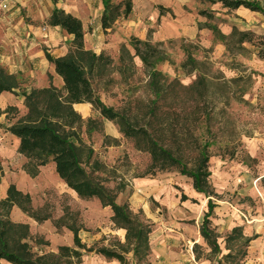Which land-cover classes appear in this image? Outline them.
Returning <instances> with one entry per match:
<instances>
[{
    "label": "rangeland",
    "instance_id": "rangeland-1",
    "mask_svg": "<svg viewBox=\"0 0 264 264\" xmlns=\"http://www.w3.org/2000/svg\"><path fill=\"white\" fill-rule=\"evenodd\" d=\"M122 1L112 0V3ZM258 1L264 4V0ZM132 2L131 16L119 18L111 29L104 31L100 22L105 10L103 0H58L57 5L54 0H0V68L9 73L1 65V60L2 55L9 53L13 46L12 36L7 35L11 32L10 28L25 32V25H34L40 28L43 35L22 34L20 37L23 70L20 74H11L16 79L17 87L13 92H7L13 98L8 108L16 107L17 111L0 115V164L3 168L0 201L7 197L11 185L31 197V202L25 203L29 213L15 206L10 218L14 223L29 226L27 243L34 258L52 256L56 262L65 264L69 259L60 257L61 248L81 250L74 242L75 235H78L86 249L81 250L80 260L70 259L71 262L105 264L101 261L103 255L98 251L102 248L120 251L119 244L126 243V230L116 228L110 206H104L99 198H80L60 179L55 164H51L53 162H49L43 171H40V167L38 175L32 176L29 171L34 170L33 166L19 153L14 135L7 131L8 127L28 113L25 100L33 90L54 89L62 97L66 95L62 80L51 73L49 63H42V60L48 62L46 53L63 58L75 52L73 37L48 23L55 7L76 13L86 33L85 50L97 56L104 54L109 60L89 75L97 95L106 106L120 112L134 127L147 128L161 144L175 151L181 149L189 168L193 167L192 159L197 153L196 140L212 142L209 165L212 185L220 196L219 199L214 198L222 208L219 216L220 213L229 214V217L236 214L247 221V207L254 205L249 192L253 190L255 193L256 187L260 190L264 207V16L259 13L244 16L222 8L220 3L212 5L196 0ZM159 6L165 11L170 10L162 19L159 18ZM202 10L213 12L215 19L208 21L201 17L199 13ZM205 23L228 36V46L208 28H204L206 35L198 34L195 37L193 28ZM235 29L248 34L245 43L240 44L238 33L232 35ZM149 35L153 43H164L161 50L166 61L159 63L157 69L166 76L167 86H170L168 96L158 104L155 115L151 111L155 97L150 90L149 75L143 63L139 58H134L132 65L128 61L125 64L120 61L123 45L134 55L130 39L137 37L147 40ZM31 45L33 49L28 52L38 57L35 59L36 68L32 66L29 70V57L25 50H29ZM186 50L199 63L198 72L189 73L191 65L185 67L188 61ZM56 51L60 53L54 54ZM202 73L213 80V84H208L210 94L207 102L201 100L198 90L193 88ZM89 108V112L75 108L82 122L72 129L79 133L83 142L84 159L91 155L86 170L94 182L117 194L118 204H128L134 215L150 224L153 236L160 224L156 221L160 217L159 205L147 209V191L143 193L140 189L144 188L137 187L135 181L145 177H162L182 193L188 190L192 180L182 176L175 168L164 171L154 168L151 155L141 149L140 144L143 143L139 144V139L125 137L116 122L104 119L92 105ZM249 146L257 148V159L249 156ZM176 178H181V182ZM199 200L200 205L208 201L204 195ZM15 209L16 213H13ZM159 209L164 210L162 207ZM206 212L207 208L204 211L200 209L197 214L202 218ZM165 213L167 217V210ZM262 213L264 211L257 215ZM187 223L193 226L196 220ZM263 225L261 222L258 226ZM224 228L218 240L222 255L228 253L226 238L231 232L226 229L227 223ZM196 231L186 228L182 232L193 239ZM261 232L263 243L256 247L252 243L248 248L239 242L232 243L234 259L222 264H264V229ZM187 244L190 246L191 242ZM183 249L187 256H183L181 264H217L221 258L202 248L196 253L200 260L194 262L190 261L189 247ZM174 259H165L161 255L158 261L161 264L179 262ZM44 261L50 264L49 259Z\"/></svg>",
    "mask_w": 264,
    "mask_h": 264
},
{
    "label": "trees",
    "instance_id": "trees-1",
    "mask_svg": "<svg viewBox=\"0 0 264 264\" xmlns=\"http://www.w3.org/2000/svg\"><path fill=\"white\" fill-rule=\"evenodd\" d=\"M201 3H210L212 5L220 3L222 8L229 11H236L240 8L248 9L252 12L260 13L264 16V4L258 0H196ZM105 5L104 13L101 17V26L104 31L113 27L115 22L121 18H128L133 12L132 0H124L119 4H113L112 0H103ZM58 0H54L57 5ZM160 16L166 12L162 6H159ZM200 16L208 21H213L215 16L209 10L200 11ZM48 23L52 27H59L68 35L73 37L75 52L63 58H55L46 53V59L55 67L56 74L63 80V90L66 95L62 97L61 93L54 89L33 90L26 96V107L28 113L17 123L7 128V131L20 140L19 153L29 160L34 168L29 173L36 176L39 168L46 166L49 162L55 164V170L61 180L82 199L99 198L104 206H110L113 211L112 221L116 228L126 230V243L119 244L120 251L108 248H102L98 252L110 260H117L120 264H147V258L150 254V234L152 227L141 221L131 211L128 204H118L117 194L110 193L104 186L94 182L91 174L87 172L86 166L90 164L91 155L84 159L83 142L78 132L72 129L82 122L81 116L76 112L75 105L90 104L94 109L100 112L104 119L116 122L122 133L127 138L139 139L141 149H144L152 157V166L160 170H169L175 168L182 176L192 180L193 187L199 193L208 198V213L205 215L200 233L212 249V253L220 252L217 244V234L211 227L210 217L215 209L212 199L216 195L210 184L211 173L209 171V162L211 158L210 147L212 142L206 140L200 142L196 140L197 153L194 155L193 167L189 168L186 162L185 154L181 149L177 151L161 144L152 133L145 127H134L131 122L120 112L106 106L97 95L93 83L89 77L95 70L102 66V63H108L104 56L85 50V31L80 19L65 10L55 7ZM208 28L213 30L219 40L228 46V36L219 32L215 26L210 24H199V29ZM240 35L239 42L243 44L247 41L248 34L237 32L235 29L232 35ZM148 36L147 40H141L137 37L130 39V46L134 50V55L126 45L121 47L120 61L125 64L127 61L133 63L134 58H139L143 63L149 75V87L155 99L152 101V114L158 111V104L166 99L169 94L170 86H167L168 79L157 69L159 63L166 61L161 47L163 42L153 43ZM188 61L185 67L191 65L190 72H198V62L191 57L186 50ZM105 68V66H104ZM105 71V69H104ZM15 77L6 70L0 68V95L5 92H13L17 87ZM235 81V80H233ZM213 84L208 75L199 74L197 81L193 85L198 90V97L201 100L207 99L209 93L208 84ZM167 86V87H166ZM17 111L16 107H9L5 112L0 110V115L8 111ZM71 131H70V130ZM92 154V152L90 153ZM3 178V168L0 164V184ZM183 199H186L183 196ZM31 197L20 192L15 185H11L7 191V197L0 201V262L5 260L11 264H45L44 260L49 259L50 264H62L55 260V257L34 258L31 253V247L27 243L30 236L29 226L14 223L11 218L13 207L17 206L25 213H29V208L25 203H30ZM253 238H246L240 228L233 230L228 237L227 243L239 242L247 247ZM75 245L81 249H86L78 235H75ZM81 250L63 247L60 251V257L69 259L65 264H73L70 259L80 260ZM90 251V250H88ZM132 254V259L128 255ZM225 259L234 258L230 253ZM55 260V261H54ZM54 261V262H53ZM220 264V262L218 263Z\"/></svg>",
    "mask_w": 264,
    "mask_h": 264
},
{
    "label": "crops",
    "instance_id": "crops-1",
    "mask_svg": "<svg viewBox=\"0 0 264 264\" xmlns=\"http://www.w3.org/2000/svg\"><path fill=\"white\" fill-rule=\"evenodd\" d=\"M66 12L73 14L75 17L80 18L76 13H74L71 10L65 9ZM235 13L242 14L244 16H249L251 17L253 14H257L256 12H252L248 9L245 8H240L236 11ZM260 14V13H259ZM262 15V14H261ZM131 16V15H130ZM102 17V14H101ZM100 17V18H101ZM159 18L162 19L164 16H160ZM101 22V20H100ZM202 23V22H200ZM18 27V26H17ZM58 28V27H54ZM194 36L197 37L198 34H205L204 29H199L195 27L193 28ZM11 31L8 35V37H11V43H13V46L11 47L9 53L6 55H2V60H1V65L6 67L9 71L10 74L17 75L20 74V72L23 70V57H22V51L21 48L19 47V42H20V37L22 34L25 36L28 35L30 36L33 34L35 37L37 36H43L40 32V28L34 26V25H25V32L20 31H15L14 29H9ZM6 35V37H7ZM207 37V36H206ZM34 39H31L33 41ZM38 40V39H37ZM32 44V43H31ZM34 45V44H32ZM32 45L30 46L29 50L27 51V56L28 58V66L29 70L32 66H35L36 68V57L35 54L28 52L32 48ZM60 53V51L54 52V54ZM40 55V53L38 54ZM42 63H46L48 65L49 61L47 62L46 60H42ZM50 71L51 73H55V67L53 64L49 63ZM27 68V67H26ZM32 72V71H31ZM30 72V73H31ZM57 75V74H56ZM58 76V75H57ZM59 77V76H58ZM61 80L62 78L59 77ZM63 82V80H62ZM12 96L10 93H3L0 95V108L2 110H6L8 106L12 105ZM90 104H78L75 105L76 109L83 110L86 112H89ZM16 143L19 147L20 145V140L16 138ZM248 153L251 159L255 160L258 158V150L257 148L253 146H249L248 148ZM212 157V156H211ZM211 159V158H210ZM223 163V162H221ZM54 164V163H51ZM210 164V162H209ZM242 165V164H241ZM229 167H231L229 165ZM45 166L40 168V171H43ZM209 171H210V165H209ZM211 176H210V184L212 185L211 182V177H212V172L210 171ZM181 178H176V181L181 182ZM135 185L137 187H143L144 189L142 190L143 193H146L147 191V199L148 201H145V207L147 209H150L152 205H159L158 207V214L160 217L156 219V221H159L160 224L158 225L157 231L153 233L154 235L152 236L150 234L149 240H150V254L147 258V264H161V261H158L160 259V256L163 255L165 259H170V258H175V261L179 262H173L171 264H181L185 250L183 249L184 247H189L188 252H190V261L196 262L197 260H200L199 256H196V253L203 248L205 252H209L210 254L217 256H221L220 260L217 262V264L220 262L222 264L223 261H228V260H233L234 258L231 259H225L224 257L230 253L233 254V248H231L232 243H227L228 237L232 234L233 230L236 228H240L242 230V234L246 238H253L252 241L249 243L247 248L250 246L252 243L253 246H257L258 244L263 243V237H261V230L264 229L263 226H258L262 223H264V213L257 215L258 212L264 211V207L262 206L261 202L262 200L260 199L262 195L260 194V190L256 187L254 190L256 191L255 193L252 191L249 192V195L253 198L254 205L247 207L248 211V220L245 221L240 215L234 214L233 216H228L225 215L224 213H220L221 216H219V211L222 209L219 207L217 204V201L214 200V198L219 199V195L217 194L216 190L214 189L213 185L212 188L215 192L216 195L212 196V199L215 204V209L209 218L211 221V227L217 234V244L219 245L220 252L217 254L212 253V249L208 245V243L205 241V239L202 237L200 233V228L203 224V220L205 215L208 213V201L206 203L202 202V204H198L199 197L204 195L202 193H199L195 190L193 187V183L188 186V190L186 192H179L177 188H175L173 185L168 184L165 179L162 177H145L143 179H138L135 181ZM183 196L186 197V199H183ZM205 196V195H204ZM206 197V196H205ZM207 198V197H206ZM208 199V198H207ZM143 200H145L143 198ZM162 207L164 210L161 211L159 208ZM198 207V208H195ZM207 208V212L204 214V216L201 218L197 213L200 209H203V211ZM167 210V217L165 211ZM216 210V212H215ZM257 210V211H256ZM13 213H16V209L13 210ZM152 218L155 219L154 215H151ZM190 220H196V225H189L187 222ZM215 222L216 227L213 226V222ZM20 222V221H18ZM247 222V223H246ZM228 224L227 231H231L230 234L226 238V250L228 251L227 254L222 255V249L221 246L218 242L220 236L219 233H222V230L224 231V224ZM32 225V224H31ZM230 225V226H229ZM194 229L196 231V235L193 236V239H190L187 237L185 233L182 231L185 229ZM152 233V232H151ZM155 238H158L156 240ZM171 238L173 240H171ZM124 240V237H123ZM125 242H126V236H125ZM187 242H191V245L188 246ZM194 242V243H193ZM235 243V242H234ZM129 259H132V254L128 255ZM159 257V258H158ZM101 261H104L105 264H120L117 260H110L102 256ZM0 264H11L5 260H1Z\"/></svg>",
    "mask_w": 264,
    "mask_h": 264
},
{
    "label": "built area",
    "instance_id": "built-area-1",
    "mask_svg": "<svg viewBox=\"0 0 264 264\" xmlns=\"http://www.w3.org/2000/svg\"><path fill=\"white\" fill-rule=\"evenodd\" d=\"M4 8H6V6H3Z\"/></svg>",
    "mask_w": 264,
    "mask_h": 264
}]
</instances>
